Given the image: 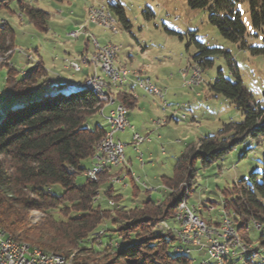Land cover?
<instances>
[{
  "label": "trees",
  "instance_id": "obj_1",
  "mask_svg": "<svg viewBox=\"0 0 264 264\" xmlns=\"http://www.w3.org/2000/svg\"><path fill=\"white\" fill-rule=\"evenodd\" d=\"M10 1L16 2L30 24L46 28V11L23 0H0V7ZM242 1L247 3L253 27L264 35V0H186L190 8L205 10L209 22L224 38L245 48L246 29L239 10ZM111 8L127 28L129 21L121 5L117 2ZM13 37L12 27L0 25V56L10 51ZM195 44L198 52L193 57L194 63L204 70L211 66L212 59L207 56L215 49L197 41ZM249 48L254 53L262 51V47ZM222 53L233 80L218 71L208 89L240 110L243 120L225 123L217 133L186 144L172 175L162 177L163 186L168 189L164 201L156 203L148 198L140 206L128 209L103 207L98 200L102 179L111 167L96 180L85 178L82 183L76 182V176L89 168L86 162L93 161L95 152L98 153L97 145L107 131L99 124L89 125L100 109L97 96L82 85L66 93L62 87L65 89L67 84L62 83L56 84L57 92L42 93V85L49 80L39 81L45 76V69L39 64L22 75H15L16 69L7 67L4 80L7 92L13 97H25L27 101L0 116V227L14 240L26 242L32 248L71 255L72 264H89L98 256L96 249L89 245L90 240L115 213L122 222L113 231L123 241L131 242L124 246L118 244L96 264H192L193 259L187 254L172 251L176 236L171 235L169 229L158 230L157 223L172 220L178 204L190 196L197 161L203 168L207 167L247 137L264 136V108L243 85L229 52ZM114 95L126 110L136 103L126 91H116ZM55 183L62 187L59 195L51 193V185ZM109 190L104 191L103 196L118 197ZM227 195L223 215H228L233 223L240 221L234 227L246 244L247 221L252 220L260 229L264 223V167L262 173L252 172L242 178ZM31 211L41 213L34 222L30 221ZM263 246L264 236H261L258 248L249 249L244 262L264 264L252 260L263 251Z\"/></svg>",
  "mask_w": 264,
  "mask_h": 264
},
{
  "label": "rangeland",
  "instance_id": "obj_2",
  "mask_svg": "<svg viewBox=\"0 0 264 264\" xmlns=\"http://www.w3.org/2000/svg\"><path fill=\"white\" fill-rule=\"evenodd\" d=\"M23 1L48 13L46 19L48 30L30 24L26 15L20 13L15 1H10L7 6L0 7V25L8 24L14 30L10 51L0 56V116L7 109L20 106L27 101L25 97H13L7 92L4 81L7 67L16 69V71L12 70L15 75L28 73L36 64H39L41 68L45 67V76L39 81H47V75L50 81L42 85V93H55L57 92L55 88L57 83L66 85V80L81 79L80 73L73 74L64 69L63 65L67 66L71 59L80 61L82 55L90 57L95 49L92 45L91 50L80 55L83 37L71 38L69 35L71 31H81L79 35L87 31L91 33H89L91 39H97L100 45L107 43L116 45L118 49L114 65L125 67L129 73L141 70L142 75L145 78L148 77L163 92V99L146 96L139 100V106L129 111L130 125L140 131L144 125L147 126L149 137L152 140L151 143L139 147V151L143 154V167H140L136 159L137 154L131 150V146L125 148L126 157L131 158L132 171L141 179H146L149 184L146 186L152 189V191L144 190L143 185H137L139 193L136 196H133L131 187L123 191L121 194L128 199L127 203L132 207L140 205L137 200L144 199L143 191H150L151 195L162 198V177L172 175L174 164L184 151L186 144L196 143L204 136L217 133L225 123L243 120L240 110L230 105L221 95H214L208 89V84L217 77L218 71H221L226 78L233 80L222 51L229 52L239 69L243 85L252 93L254 101L264 108V35L253 27L245 1L239 3L241 20L246 29L245 48L224 38L209 22L208 13L203 9L190 8L186 0ZM117 2L123 8L129 21L127 28L111 8ZM101 6L111 11L117 34H113L105 26L89 23V8ZM84 23L86 28H80L79 25H84ZM195 41L215 50L207 56L212 59V64L202 70L201 83L189 87L184 85L181 73L186 71L187 79L192 75V67L195 64L193 57L198 52ZM249 47H262V51L254 53ZM92 68L95 69L93 66ZM97 71L103 78L105 74L99 67ZM103 79L105 80V78ZM128 84L130 85L129 82ZM48 87L51 89L49 90ZM134 88L139 91L137 82H135ZM62 89L66 93L69 90L63 87ZM108 92L113 97L114 103L100 101L99 111L102 109V113L105 107L112 106L114 108L118 103L114 95L115 92ZM162 100H165V107H163ZM160 103L165 109L162 110ZM171 111H176L179 116L185 115L186 119L178 118L175 121L170 118L166 124L161 125L165 118L170 116ZM97 119L101 123L105 122L101 116H98ZM156 120H160L161 124H155ZM129 133V128H127L123 134L128 135ZM125 142L130 143L128 136ZM97 160L95 154L94 164ZM86 164L88 163L86 162ZM263 167L264 136H259L256 139L247 137L243 142L236 144L221 159L207 167L203 168L199 161L196 162L195 183L186 203L194 208L197 216L204 219L209 218L208 220L212 221L218 220L224 211L223 203L229 196L227 193L250 173H262ZM128 174L127 171L109 172L102 179V183L105 181L113 183L111 181L113 176L123 179ZM85 178L83 174H78L76 182L82 183ZM61 192L60 184L51 185L52 194L59 195ZM123 196L118 195V197L110 198L109 196L103 197V194L100 193L98 200L103 197L99 201L102 206L112 208L123 203ZM163 201L164 197L161 202ZM40 215L39 211H31L29 213L30 221L34 222ZM121 222L122 219L113 213L109 221L99 227L98 234L90 240L89 245L97 251L96 261L112 253L113 248L117 247L116 243L124 246L131 242L123 241L113 231ZM239 223L240 221L237 220L233 226L237 227ZM158 228L164 231L169 229L171 235L178 237L177 232L180 226L174 217L172 220H162ZM245 232L248 239L246 244L250 245L249 249L258 248L260 237L264 236V223L260 229V225L249 220ZM239 235H241V231H239ZM220 240L222 241V239ZM174 244H178L177 240ZM233 248L238 252L233 256L235 258L231 259L232 264H246L244 260L249 253L241 255L238 247ZM192 251H186L185 254L193 259L192 264H194L197 259ZM252 260L264 263V246L263 251L254 256ZM96 261L89 262V264H96ZM207 261L210 264H215V259H207Z\"/></svg>",
  "mask_w": 264,
  "mask_h": 264
},
{
  "label": "bare ground",
  "instance_id": "obj_3",
  "mask_svg": "<svg viewBox=\"0 0 264 264\" xmlns=\"http://www.w3.org/2000/svg\"><path fill=\"white\" fill-rule=\"evenodd\" d=\"M100 18H103L104 24H111V26H107V27L105 26V27L110 29V31H112L113 34H117V28L114 25V18L112 17L111 11L109 9L103 7V6H101V7H90L89 12H88L89 23L94 24V25L98 24V26H101V19ZM80 32L81 31H71L69 33V35H78L79 36ZM92 45L94 46V49H95L94 52L90 55V57L82 55L83 59L100 60L99 51H101V57H103V61L105 62L106 68H108V69H104V67H99V68L101 69V72H103L105 74V75H103V78L105 76L108 78V80L107 81H106V79L104 80L98 74V71H97L98 67L93 66V67H95V69H93L94 70L93 74L95 75L96 84H97V86H100V88L94 87V85H87V84H82V86L91 90L97 96L99 101L104 102V91H105L106 95H110L108 91L111 89V87L112 86H122L123 83L127 80L128 76L131 73H129V71L123 66L116 67L114 65V59L116 57V52L118 49L116 47V45H114L112 43H107V44L103 45L102 49H101V45L99 43H93ZM82 63H84V61H82ZM109 69L111 71L121 72L122 80H116V83H115L114 82V76L110 75ZM185 72L186 71H183L181 73L183 78H184V83H185L184 85H186V81H190V80H192V85H194V84L196 85L198 83H201L202 69L199 66H197L196 63L192 67V75L189 79L186 78L187 73H185ZM132 75L135 77V81L140 82V84H147V82H148V86H149V91L147 92L148 94L155 96V97H160V98L164 97L163 92H162V97H161V92L158 90L159 88L157 86H155L154 84H152L149 81V79L141 77L142 75L138 74L137 71H133ZM105 103L113 104L111 102H105ZM165 105H166L165 102H163V107H165ZM117 108L119 109L121 116L125 117L124 107L118 103H117V105H115L114 108L109 110V113L116 112ZM99 112L102 113V109ZM154 123L155 124H161V121L156 120V121H154ZM126 126L127 125H124V129L126 128ZM137 135L138 134H135L133 136V141L135 143L137 141ZM142 140H143V137L138 135V143L142 142ZM116 141L120 142V151L123 153L124 143L120 140H116ZM110 143H111V133H110V127H108L104 137L102 138V140L97 145L98 153H99V145H108ZM123 162H124V154L122 157V163L121 164H123ZM109 167H113V166H108L107 168H109ZM98 175L99 174H95L93 176V179H96ZM113 179H114V176L112 177L111 180H113ZM115 180H122V179L119 176H115ZM181 203L187 204L186 201H182ZM179 209H180V203L178 204L176 214H175V218L179 222V226H180V228L177 232V236L178 237H184L185 239H194V232L192 231V227L188 226V224L185 221H182L179 218ZM193 209L194 208H192V215L196 218V220H199V225L202 228V231L204 232V234L208 235L210 237H216V238L222 239V241L220 240V250L224 254H232L231 238H232L233 245H237L240 252L246 253L248 251V249L250 248V245L244 244L242 242V240L239 238L238 233H237L235 227L233 226V221L231 220V218L228 215L223 216V219H226V223L215 226L214 224H207L201 217H199L195 214V211ZM223 233H230L231 236L230 235H223ZM0 239H6V241L9 244H17L20 252L35 254V256H37L39 258H50L51 256H53V257L57 258L61 263L72 264L71 255L66 256V255L56 253L53 251L40 250L38 248H32L26 242H19V241L14 240L10 235L6 234L5 230L2 229L1 227H0ZM185 252L186 251H179L178 253H185ZM237 252L238 251H236L233 248V256L236 255ZM205 264H210V262L205 260Z\"/></svg>",
  "mask_w": 264,
  "mask_h": 264
},
{
  "label": "built area",
  "instance_id": "obj_4",
  "mask_svg": "<svg viewBox=\"0 0 264 264\" xmlns=\"http://www.w3.org/2000/svg\"><path fill=\"white\" fill-rule=\"evenodd\" d=\"M101 19V26H111V24H104L103 18ZM80 28H86V25L84 23L79 25ZM71 38H77L78 35H70ZM90 42L91 45L93 43H99L97 39H91L90 35ZM103 48V44H101V49ZM19 52H21L19 50ZM100 53V60H91V59H83V56H81L80 61H84V65L89 66H97V67H104L106 68L105 62L103 61V57H101V51ZM77 69V64L75 65ZM110 70V69H109ZM110 75L114 76V82L116 83V80H122L121 78V72L117 71H111ZM182 76V74H181ZM140 88H142L144 91H149L148 82L147 84H140V82L136 81ZM83 84L87 85H94V87L100 88V86H97L95 75L91 74L90 76L86 77V79L83 81ZM186 86H192V80L186 81ZM161 92L162 97V91L158 89ZM163 99V98H162ZM104 102H111L114 103L113 98L111 95H106L104 91ZM162 102H165V100H162ZM184 118V115H182ZM106 122L108 127H110V133H111V143L108 145H99V153L98 154V162L86 169L83 172V175L88 179H93V176L95 174L102 173L103 170H105L108 166H118L120 167L122 163V157L123 153L120 151V142L114 141V133L118 131L124 130V125H129L127 118L122 117L119 109L117 108L116 112L109 113L105 116ZM89 128V127H88ZM134 144H138V135H137V141ZM138 155L140 156V153L138 152ZM137 181V179H135ZM113 183L120 182L121 180H111ZM179 218L182 221H185L188 226L192 227V231L194 232V239H185L184 237H176V240L178 242L177 245H175L172 249L173 252H179V251H188L191 252L194 249H199L204 251L205 257L196 261L194 264H205V260L207 259H215V264H229L231 259L235 258L233 257V247H237V245H233L232 238H231V246H232V254H224L220 250V238L216 237H210L208 235H205L202 231V228L199 225V220H196V218L192 215V206H189L188 204L181 203L180 202V209H179ZM226 223V219H223V215L221 217L220 222H218L219 225ZM157 229L162 231L158 228V223L156 225ZM223 235H230V233H223ZM231 236V235H230ZM116 246L117 243H116ZM242 255V252H240ZM0 264H67V263H61L57 258L51 256L50 258H39L35 256V254H29L19 251V247L17 244H9L6 239H0Z\"/></svg>",
  "mask_w": 264,
  "mask_h": 264
},
{
  "label": "crops",
  "instance_id": "obj_5",
  "mask_svg": "<svg viewBox=\"0 0 264 264\" xmlns=\"http://www.w3.org/2000/svg\"><path fill=\"white\" fill-rule=\"evenodd\" d=\"M74 23H76V22H74ZM46 30H48V28H46ZM89 33L90 32H87L86 31L85 33L79 35V37L76 38V39H79V38L83 37L82 38V51L80 52V55L82 53L84 54V53H86V52H88L89 50L92 49V45H91V42H90V34L91 33L90 34ZM95 38H96V36H95ZM89 45H90V47H89ZM76 64H77V69H76V66H75ZM63 68L66 69V70H68V71H70L73 74H76V73L77 74L78 73L81 74V79L80 80H77V81H75V80L74 81H72V80H66V83H67L68 86H66L65 89H72V88L79 87L80 85H82L81 83L86 79V77L90 76L94 72L92 66L84 65V63H82V61H78V60H75V59H71V61L69 62V64L67 66L66 65L65 66L63 65ZM134 71H137L138 74H141V75L143 74V72L141 70H134ZM47 77H48L47 78V81H48L49 80V76L47 75ZM141 77H144V76L142 75ZM104 78L106 79V77H104ZM146 78L149 79L148 77H146ZM149 81L151 82L150 79H149ZM128 82L130 83V85L128 84ZM135 82H136L135 81V77L132 75V71H131V74L128 76L127 80L123 83L122 86H112L111 89L109 90L112 93L113 92H116V91H126L127 93L131 94L136 99V103H135V105L133 107L129 108L128 110H126V108H124V115H125V118H127V120H128L129 127H126L124 130L118 131V132L114 133V135H113L114 140H120V141H122L124 143V150H123L124 162H123V164L120 167L111 168L109 170V172H111V173H113V172H116L117 173V172H120V171L121 172L127 171V172H129V174L127 176H125V177H124V175H125L124 174L123 175L124 178L119 183H110L108 181H105L101 185L100 190H99L100 193H102V194H103L104 191H108L110 189L109 191H110L111 195H113V196L122 195L123 196V194H121V193L123 191H126L127 188L131 187L132 188L133 196L134 195L136 196L139 193L138 192L139 189H138L137 185H143V187H145L144 190L149 189L146 186V185H149L148 184V181L146 179H144V180L141 179L139 176H136L135 173L132 171L133 169H132L131 158L130 157L127 158L126 157V154H125V148H126V146H131V148H132L131 150L134 151V152H136V154H137L136 155V159L138 160L140 167H143L144 166L143 154H142L141 151H139V147H141L144 144L151 143V141H152L151 138L149 137V133H148V130H147V126L144 125L142 128H140L141 131H142L141 132L140 130H137V128L135 126L130 125V122H129V113H130L129 111L131 109H134L136 106H139V100L141 98H145L146 96L153 97L152 95L148 94L146 91H144L140 87H139L140 89L138 88L139 91H137L134 88ZM125 84H128V85L125 86ZM152 84H154V83H152ZM154 85L156 86V84H154ZM160 104H161L162 110L165 109V108L162 107V103H160ZM111 108H113V107L112 106H108V107H105L104 108L103 113H99L98 112L95 116L92 117V119H90V124L89 125L90 126H93L94 124H99L100 126H102L104 128V130L108 129V125H107L105 116L108 115L109 110ZM131 114H132V111H131ZM182 115L183 114H181L179 116V114L176 111H171L170 116L168 118H165L164 123H162L161 125L166 124L167 120H169L170 118L171 119H174L175 121H177L178 118H180V119H186V116L184 115V118H183ZM98 116H101L104 119L105 122L104 123H101L97 119ZM127 128H129V132L130 133L128 135H125L123 133H124V131ZM135 133L138 134V135H140L141 137H143L142 142L138 143L137 145L134 144L135 142L133 141V137H132L133 134H135ZM127 136L130 138V143H126L125 142ZM158 137H160V136L158 135ZM138 152L140 153V156L138 155ZM96 156H97V159H98V154ZM92 165H94V159H93V161L91 160L88 163V167H91ZM135 179H137V181ZM141 181H143V182H141ZM162 188H163V191L161 193L162 194V196H161L162 198L161 199L158 196L156 197L154 195H151L149 192L152 191V189L150 188L149 189L150 190L149 192L148 191H143L142 195H143L144 199H142V200L139 199L137 201L141 205L142 202L145 201L146 199L152 198L153 200L156 201V203H160L161 200L163 199V197L165 199L166 194L168 192V189H166V187L162 186ZM100 193H99V195H100ZM103 197H106V196L104 195ZM103 197H102V199H103ZM102 199L100 198L99 200L101 201ZM137 199H138V197H137ZM127 201H128V199L124 197L123 200H122L123 203L120 206L124 207L125 209L131 208L132 206L129 203H127ZM110 203H111V201H110ZM140 205H138V206H140ZM222 215H223V212H222V214H221V216L219 217L218 220L212 221L210 219L211 222L208 223V224H214V223L220 222ZM202 219H204V218H202ZM208 219H204V220L207 221ZM192 253L195 255V258L197 259L196 261H198V260H200V259H202V258L205 257L203 250L194 249L192 251Z\"/></svg>",
  "mask_w": 264,
  "mask_h": 264
}]
</instances>
